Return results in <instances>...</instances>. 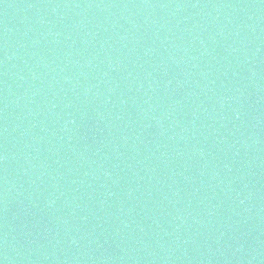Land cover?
I'll return each mask as SVG.
<instances>
[{
	"label": "water",
	"instance_id": "95a60500",
	"mask_svg": "<svg viewBox=\"0 0 264 264\" xmlns=\"http://www.w3.org/2000/svg\"><path fill=\"white\" fill-rule=\"evenodd\" d=\"M0 264H264V2L0 0Z\"/></svg>",
	"mask_w": 264,
	"mask_h": 264
},
{
	"label": "snow or ice",
	"instance_id": "6c2138e0",
	"mask_svg": "<svg viewBox=\"0 0 264 264\" xmlns=\"http://www.w3.org/2000/svg\"><path fill=\"white\" fill-rule=\"evenodd\" d=\"M262 2H264V0H262Z\"/></svg>",
	"mask_w": 264,
	"mask_h": 264
}]
</instances>
